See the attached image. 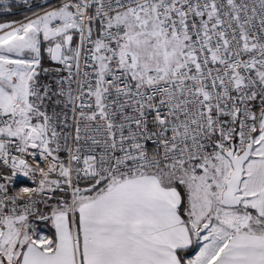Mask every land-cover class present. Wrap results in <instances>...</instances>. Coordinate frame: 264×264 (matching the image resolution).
Returning <instances> with one entry per match:
<instances>
[{
    "label": "snow or ice",
    "instance_id": "obj_1",
    "mask_svg": "<svg viewBox=\"0 0 264 264\" xmlns=\"http://www.w3.org/2000/svg\"><path fill=\"white\" fill-rule=\"evenodd\" d=\"M0 264H264V0H0Z\"/></svg>",
    "mask_w": 264,
    "mask_h": 264
}]
</instances>
